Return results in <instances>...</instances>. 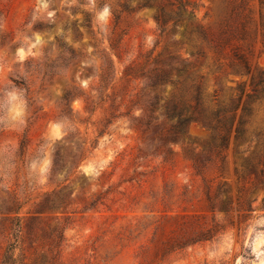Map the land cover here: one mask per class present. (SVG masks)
I'll return each mask as SVG.
<instances>
[{
	"label": "rangeland",
	"instance_id": "obj_1",
	"mask_svg": "<svg viewBox=\"0 0 264 264\" xmlns=\"http://www.w3.org/2000/svg\"><path fill=\"white\" fill-rule=\"evenodd\" d=\"M176 1L157 0L183 17L162 33L138 0H0V264L15 216V264H264L259 140L234 126L218 154L224 132L191 122L169 142L164 104L185 93L150 86L174 55L210 107L244 103L263 86L261 0ZM250 120L264 130V98Z\"/></svg>",
	"mask_w": 264,
	"mask_h": 264
},
{
	"label": "trees",
	"instance_id": "obj_2",
	"mask_svg": "<svg viewBox=\"0 0 264 264\" xmlns=\"http://www.w3.org/2000/svg\"><path fill=\"white\" fill-rule=\"evenodd\" d=\"M177 4L171 3V6H181L185 8V4L181 0L176 1ZM156 7V12L154 18L161 30L164 33L167 30L168 23H172L176 26L179 22L183 20V17L179 11L173 8L169 11L157 0H138L136 9H145ZM261 19L264 28V0H261ZM89 27H91L89 25ZM230 37H223L220 40L213 41L217 49H226L231 45ZM113 52H116V46L110 45ZM117 54V53H116ZM120 57V56H119ZM245 68L247 73L250 72V67L243 57H237ZM178 58L174 55H170L167 60L162 61V67L155 69V74L152 77L150 86L153 89L161 87L165 83H176L177 85H182V91L185 94L177 96V94L172 95L171 98L164 104V117L167 119L174 120L173 124L169 128V136L167 141L178 143L184 138L186 134L185 127L191 122H198L202 124L207 129L213 131H223L221 134L219 142L214 143L218 154L229 146V141L231 138L232 130L235 127L234 141L239 142H251L253 139L259 140L261 150H258V166H262L260 170L257 166H250L249 171L257 173L261 183H264V130L260 131H250L249 125L251 124V116L253 114V104L261 101L264 98V71L259 74V81L263 84L260 89L253 88L246 97V101L242 103L243 89L241 93L232 100L229 107H224L220 105L218 107H210L206 101V95L203 90L201 77L193 76L189 74V69L186 66L177 65ZM176 73L177 79L171 78V75ZM255 78V77H254ZM253 78V79H254ZM191 94L192 99H187L186 96ZM242 108V113L237 120L236 112L239 108ZM185 143V142H183ZM263 151V154H260ZM260 156V159H259ZM19 207L15 209V213L18 214ZM11 229L13 230V235L15 242L9 244L3 255V264H15L14 259V249L18 242L19 233L21 232V219L15 216L11 220ZM58 241L62 238V233L58 231Z\"/></svg>",
	"mask_w": 264,
	"mask_h": 264
}]
</instances>
